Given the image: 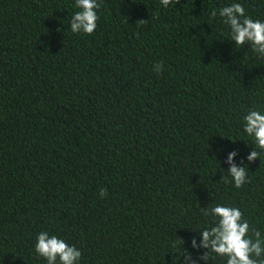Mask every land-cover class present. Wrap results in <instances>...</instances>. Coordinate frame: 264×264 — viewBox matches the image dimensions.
<instances>
[{"label":"trees","instance_id":"1","mask_svg":"<svg viewBox=\"0 0 264 264\" xmlns=\"http://www.w3.org/2000/svg\"><path fill=\"white\" fill-rule=\"evenodd\" d=\"M98 2L85 35L70 28L75 0H0V264H47L42 231L79 264H180L183 241L203 251L193 231L216 204L264 237V151L248 163L244 132L249 110L264 113V57L235 47L219 16L240 3L264 21V0Z\"/></svg>","mask_w":264,"mask_h":264},{"label":"clouds","instance_id":"2","mask_svg":"<svg viewBox=\"0 0 264 264\" xmlns=\"http://www.w3.org/2000/svg\"><path fill=\"white\" fill-rule=\"evenodd\" d=\"M163 7L175 6L180 0H160ZM98 0H75L76 11L70 21L73 33L91 35L97 28L99 16L97 10L100 8ZM217 15L216 11L212 16ZM219 16L223 18L224 24L230 29L231 40L236 46L250 45L253 52L264 57V21L252 19L246 15V10L240 3H232L219 9ZM143 22L144 20H139ZM153 70L160 74L163 64L153 65ZM244 132L253 139L254 150L251 151L246 160L248 163L259 159L260 152L264 151V113L258 110H249L244 116ZM238 152L233 150L228 153L225 163L229 165L228 174L231 182L236 188L248 183V168L242 159L241 165L235 162ZM225 183L229 181L223 178ZM101 198L107 196V190L100 189ZM204 216L212 217V224L198 232L199 243L195 237L191 239V248L201 251L198 257L184 247L176 253L180 257V264H197L203 261L209 264L215 257L224 258L226 264H264V237L259 230L250 225L244 218L243 212L238 207L216 204L201 208ZM35 252L39 257L46 260L47 264H79L82 253L75 246L68 244L64 239L56 235H50L42 231L37 235ZM177 264V262H176Z\"/></svg>","mask_w":264,"mask_h":264}]
</instances>
